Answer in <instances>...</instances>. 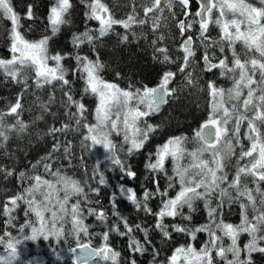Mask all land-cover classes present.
I'll return each instance as SVG.
<instances>
[{"label": "snow or ice", "instance_id": "obj_1", "mask_svg": "<svg viewBox=\"0 0 264 264\" xmlns=\"http://www.w3.org/2000/svg\"><path fill=\"white\" fill-rule=\"evenodd\" d=\"M87 11L85 17L95 20L99 24L96 34L84 31L73 35V44L79 47L82 43H93L111 32L114 26L119 25L126 31L133 25H145L148 23L149 14L152 13V30L157 31L167 9L169 12L175 3H179L182 8V15L185 17L179 20L176 27L183 38L179 45V50L183 52L182 63L178 71L184 73L187 85L195 86L193 72L187 71L192 66L196 49L194 39L191 35L185 37V33L191 31L195 24H199V35L197 40L201 41L205 51L202 56L205 71L220 69V75L232 81L230 88H218L214 82H208L207 88L211 97V109L208 117L197 129L193 136L186 135L169 137L162 145H157L155 153L149 154L148 163L145 167L151 172H165V161L171 159L173 175L168 177L167 187L162 191L158 180H155V191L144 189L142 196L138 197L137 192L132 187L121 183L124 177L134 178L135 173L130 168L125 167L120 153L125 151L131 155L134 151H139L149 139V134L156 130L157 126L148 124L141 126V118L146 117L168 103L169 98H173L178 91L169 85L175 78L176 73L165 71L160 77L156 86L136 87L129 83L128 88L122 89L118 84L108 82L103 79L100 72L104 65L97 58L89 59L87 56L76 55V69L80 78L84 80L86 93L90 92L97 98L95 107V123H84L87 130L83 135L82 143L87 145L91 151L94 148L103 149L104 161L115 166L121 173L119 181L114 186L109 197L112 205V215L123 222L125 231L112 226L108 231L101 234V244L98 247L92 246V233L88 225L85 224V213L88 216H95L97 220H106V213L103 209L97 211L87 207L89 201L88 192L81 183L63 175L59 170L51 171L48 164L44 165L46 173L53 179H45L41 175L28 176L21 172V181L31 180L32 183L24 188L23 192L9 197L4 203L3 214L9 219L12 211L18 206V202L27 203L29 213L35 216V221L29 220L26 226H21L20 231L24 232L25 227L31 229V235H25L24 240L37 242L40 239L50 240L55 237L58 241L67 236H74L76 246L67 249L68 258L71 264H121V253L116 251L108 243L111 232L119 235H129L133 228L116 211L118 202L126 200L138 210H143L155 217V228L160 230L165 238H170L169 226L163 223L165 217L175 218L183 215L181 209L185 206L193 209L194 201L204 200L208 209L209 223L196 228L187 226L171 225L172 231L184 233L191 240L196 239V233L206 232L208 239L196 249L192 243L180 245L175 248L166 262L161 264H214L213 252L225 264H254L253 253L264 254V190L260 188V183L264 182V0H258V5L249 0H196L197 11L190 12V0H146L143 7L144 18H139L135 6L133 11L124 19H116L110 8L103 0H81ZM72 8L71 0H53L49 7L47 21L50 35H44L39 39L30 40L23 34L21 15L14 10L12 0H0V20L10 21V29L7 35L10 40V58H0V74L12 82L23 84L24 90L28 88L30 74L33 83L37 87L52 85L60 82L62 86L69 85L66 79L67 70L62 65V60L66 58L60 53L50 54L48 44L60 30L61 26L68 23L66 17ZM214 13L218 15L214 16ZM174 15V13H173ZM192 15L194 19L188 20ZM25 19H34L32 5L27 6ZM219 28L220 37L218 41H213L206 33L210 25ZM31 29H29L30 31ZM161 35L158 40L163 41ZM127 40V35L122 37V41ZM241 43L247 53H253L249 58L241 60L235 51L236 43ZM157 41H153L155 45ZM213 46L219 47L223 53L225 46L233 53L231 66L227 57L219 59L218 63L212 62V56L208 49ZM95 49H93L94 51ZM155 52L163 54L161 63H175L167 54L165 47L155 48ZM255 54H258L255 55ZM156 57L154 56V59ZM49 61L54 62L50 64ZM257 74L259 79H257ZM120 73H116L120 78ZM246 90V94H245ZM66 101L62 102L66 109L75 107L80 119H83L85 112L84 105L76 101L71 91L64 92ZM22 94L17 96L16 102L10 104L6 110H0V142H7L13 132L23 133L27 125L19 119V110ZM53 97H50L49 102ZM47 111V104L40 105ZM75 118L76 114L70 111L66 113ZM16 117L14 124H9L6 117ZM42 117H37L41 119ZM80 119H76V124H80ZM246 123V130L243 133L244 139L250 142V146L245 150L241 143V127ZM68 125L61 128H50L49 134L54 135L62 132ZM122 135L123 142L117 145L113 142L112 136ZM188 143H193L194 147L186 148ZM239 145L241 150L236 160V170L232 179L229 180L226 172V161L236 155L235 147ZM58 150V145L53 146V151ZM67 152V149H65ZM51 155V154H50ZM155 155V160L151 159ZM182 161H187L182 163ZM94 178L99 174V184L107 186V182L102 173H99L100 161L94 162ZM35 167V166H33ZM5 171L7 175H12V171ZM255 184L256 188L249 187ZM174 196L169 195V190L176 189ZM89 191L99 193V187L91 188ZM234 192V195H233ZM214 196L220 198L227 197L229 200H239L241 208V219L239 224L225 223L222 219H217V210L209 206V202ZM76 197L75 203H69ZM160 197L159 210L153 212L148 206V201ZM223 201L221 200V203ZM83 205V206H82ZM251 209V212H249ZM184 219L190 220V216ZM70 224L71 230L65 228ZM136 229L145 233L147 241V229H142L137 224ZM247 234V243L240 247L238 244L241 234ZM9 236V233H5ZM83 237V238H82ZM230 240V244L224 246V238ZM150 243V241H147ZM4 243V238L0 237V244ZM21 244L19 239H9L7 241L8 255L0 256V264H19L20 253L17 246ZM133 253L143 254L146 249L140 241L132 238L128 245ZM231 254V259H228ZM244 255V258L242 257ZM63 253H57V259H61ZM158 252H154L153 261L155 264ZM29 264H43L42 261L34 260ZM130 264H136L133 259Z\"/></svg>", "mask_w": 264, "mask_h": 264}, {"label": "trees", "instance_id": "obj_2", "mask_svg": "<svg viewBox=\"0 0 264 264\" xmlns=\"http://www.w3.org/2000/svg\"><path fill=\"white\" fill-rule=\"evenodd\" d=\"M53 0H12L14 10L21 15L20 31L30 40H36L44 35H50L48 29L47 15L50 5ZM108 5L112 14L116 19H124L133 11L135 6L136 13L139 18H144L143 5L146 0H103ZM72 8L69 15L66 17L68 23L61 26L59 32L49 41L48 48L50 54L60 53L66 58L62 60L63 67L67 70L66 79L69 80V85L62 86L60 82H54L52 85L37 87L31 78L28 79V88L25 91L23 84L12 82L9 78L5 80L0 74V110H6L10 104L16 102L17 96L22 94V108L19 110V119L22 120L27 128L23 133L13 132L10 134L7 142H0V169L12 171V175H7L5 171H0V237L4 238V243L0 244V256L7 257V241L9 239H19L21 244L25 246L18 248L22 258L27 252L38 249L39 261L43 264H71V259L68 258L67 249L76 246L74 236H67V239L61 238L59 241L53 237L50 240L40 239L37 242L24 240L25 235H31V229L25 227V231L21 232V226H26L29 220L35 221V216L31 213L25 215L28 206L24 201L18 202V206L12 211L13 219L9 222L6 215L3 214L4 203L9 197L23 192L24 188L32 183L31 180L21 181L19 174L26 173L28 176L36 174L41 175L45 179H53L51 175L46 173L44 165L48 164L51 171L59 170L63 175L78 180L88 192L91 207L99 211L103 209L106 213V220L101 222L95 216H88L85 213V224L88 225L92 235V246L98 247L101 244V234L108 231L110 227L116 226L119 231L124 232L123 222L116 216L112 215L113 208L109 203V197L114 190V186L119 181L121 173L115 166L104 161V157L100 154L95 155L93 149L90 154L89 142L82 143L83 135L86 134L84 123H95V107L97 98L90 92L84 91L85 83L80 78V74L75 71L76 60L75 56H87L91 60H95L97 55L99 60L104 65L100 75L104 80L118 84L122 89L128 88L129 83L136 87L156 86L159 83L160 77L165 71L176 73L175 78L169 85L171 88H177L173 98H169L168 103L163 105L158 112H154L146 117L141 118V126L146 127L148 124L157 126L154 132L149 134V139L144 144V147L139 151H134L131 155L127 154V145L125 151L120 153L126 168H130L136 175L134 178L124 177L121 183L128 187H132L137 192L138 197L142 196L143 190L148 189L155 191V180H158L159 187L163 191L168 184V177L173 175L172 161H165V172H151L145 165L148 163L149 154L155 153L157 145H162L169 137L186 135L192 137L194 130L205 121L211 109V97L207 88L208 82H214L218 88H230L232 81L220 75V69L215 68L212 71L204 70L202 60L205 48L201 41L196 37L199 35V24H195L191 31L185 33V37L191 35L194 39V48L196 56L193 64L187 71L193 72V79L196 81L195 86L187 85L184 79L185 74L178 71L182 63L183 52L179 50V45L182 43L179 29L176 27L179 20L185 19L181 14L182 8L179 3H175L172 11L167 9L163 16L166 20H162L161 26L157 31L152 30V16L149 14L148 23L145 25H133L130 30H125L123 27L116 25L113 30L106 36L93 41V43H82L79 47L73 44V35L89 31L96 34L99 24L95 20H89L85 17L87 11L84 3L81 0H71ZM31 4L34 19L28 20L24 18L27 12V6ZM190 12L195 13L197 4L190 0ZM174 13V15H173ZM215 16V13H214ZM194 19L190 15L188 20ZM10 21L0 20V58H10L9 52L10 40L7 35V29H10ZM29 29H31L29 31ZM127 35V40L122 41V37ZM163 35V41L158 38ZM213 41H218L220 37L219 28L214 24L209 26V31L206 33ZM157 41L153 45V41ZM165 47L168 49V55L175 63H161L163 54L155 52V48ZM93 49H95L93 51ZM209 55L212 56V62L218 63L219 59L227 57L229 66L233 59V53L225 46V51L221 53L219 47L213 46L208 49ZM235 51L241 60L249 58L253 53H247L244 46L237 42ZM258 56V54H255ZM154 56L156 57L154 59ZM50 64L54 62L49 61ZM120 73V78H117L116 73ZM257 79L259 76L257 74ZM71 91L73 98L82 103L85 108L83 119H80L77 109L72 107L66 109L62 102L66 101L64 92ZM246 94V90H245ZM50 97H53L49 102ZM44 103L47 104V111L40 107ZM75 113V118L67 115V112ZM37 117H42L37 119ZM76 119H80V124H76ZM16 117L8 116L6 121L9 124H14ZM67 124L62 132H57L54 135L49 134V129L53 126L61 128ZM246 130V123L241 127V143L246 150L250 146V142L244 139L243 133ZM113 142L119 145L123 142L122 135L111 137ZM58 145V150L53 151V146ZM194 147L193 143H188L186 148L191 150ZM67 149V152L65 151ZM241 148L239 145L235 147L236 155L226 161L228 165L225 169L229 180L232 179L236 170V160ZM51 154V155H50ZM151 159L155 160V155ZM100 161L99 173H102L107 186L99 184V174L94 178V162ZM187 161H182L186 163ZM35 166V167H33ZM89 187H99V193L89 191ZM249 187L255 189V184H249ZM260 188L264 190V182L260 183ZM176 189L169 190V195L174 196ZM234 195V192H233ZM76 197L70 200L71 203L76 202ZM221 200L223 201L221 203ZM160 197L153 198L148 201V206L153 212L159 210ZM241 201L229 200L227 197L220 198L214 196L209 202L211 208L217 210V219H222L225 223L239 224L241 219ZM83 206V205H82ZM116 211L127 220L128 224L133 228V232L129 235L121 236L117 232H111L108 243L116 251L121 253V264H130L131 260H135L136 264H151L153 261L154 252L159 255L156 258L155 264L166 262L171 256L175 248L180 245L192 243L196 249H199L208 239L206 232L196 233V239L193 241L184 233L172 231L171 225L187 226L188 228H196L209 223L208 209L205 207L204 200H196L193 204V209L189 210L186 206L181 209L183 215L165 217L163 223L168 225L170 238H165L162 232L155 228V217L147 214L143 210H138L130 202L120 200ZM251 212V209H249ZM185 216H190L191 219H184ZM141 225L142 229H147V242L145 233L142 230L136 229V225ZM68 231L71 230V225H65ZM9 233V236H5ZM83 238V237H82ZM135 238L140 241L146 251L141 253H133L128 245L130 240ZM248 235L241 234L238 240L240 247L247 243ZM224 246L230 244L227 237L223 241ZM57 253H63L61 259H57ZM214 264H225L213 252ZM231 254H228V259H231ZM244 255L242 254V257ZM252 259L254 264H264V254L253 253ZM19 264H25L19 257Z\"/></svg>", "mask_w": 264, "mask_h": 264}, {"label": "rangeland", "instance_id": "obj_3", "mask_svg": "<svg viewBox=\"0 0 264 264\" xmlns=\"http://www.w3.org/2000/svg\"><path fill=\"white\" fill-rule=\"evenodd\" d=\"M249 2H251L253 4H257V6H259L258 5V0H249ZM215 15H218V13H215ZM94 150H95V153H96L95 155L100 154V155L103 156V149L102 148H99V146H97V148H94ZM229 242H230V240H229ZM0 246H5V244L0 245ZM23 246H25V245L24 244H19L17 246V248H21ZM32 249H34V250H31L29 252H27V250H25V257L24 258H22V254H20V258L24 261L25 264H29L30 261L39 260V258H40L39 257L40 255L37 254L38 253V249L35 248V247H33Z\"/></svg>", "mask_w": 264, "mask_h": 264}, {"label": "flooded vegetation", "instance_id": "obj_4", "mask_svg": "<svg viewBox=\"0 0 264 264\" xmlns=\"http://www.w3.org/2000/svg\"><path fill=\"white\" fill-rule=\"evenodd\" d=\"M193 1H194V0H193ZM195 2H196V1H195ZM196 4H197V3H196ZM198 7H199V6H198V4H197V9H198ZM196 11H197V10H196Z\"/></svg>", "mask_w": 264, "mask_h": 264}, {"label": "water", "instance_id": "obj_5", "mask_svg": "<svg viewBox=\"0 0 264 264\" xmlns=\"http://www.w3.org/2000/svg\"><path fill=\"white\" fill-rule=\"evenodd\" d=\"M196 1V0H195ZM75 247V246H74Z\"/></svg>", "mask_w": 264, "mask_h": 264}]
</instances>
